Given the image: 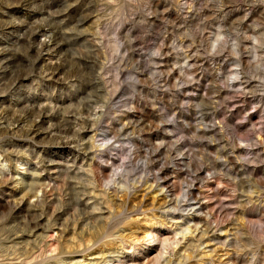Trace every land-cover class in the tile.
I'll list each match as a JSON object with an SVG mask.
<instances>
[{
    "label": "rangeland",
    "instance_id": "1",
    "mask_svg": "<svg viewBox=\"0 0 264 264\" xmlns=\"http://www.w3.org/2000/svg\"><path fill=\"white\" fill-rule=\"evenodd\" d=\"M0 264H264V0H0Z\"/></svg>",
    "mask_w": 264,
    "mask_h": 264
},
{
    "label": "bare ground",
    "instance_id": "2",
    "mask_svg": "<svg viewBox=\"0 0 264 264\" xmlns=\"http://www.w3.org/2000/svg\"><path fill=\"white\" fill-rule=\"evenodd\" d=\"M6 27V26H5ZM2 30V29H1ZM5 30V29H4ZM43 31V30H42ZM3 32V31H2ZM5 32V31H4ZM39 32V31H38ZM50 32V31H49ZM48 36V35H47ZM55 38V37H54ZM53 39V38H52ZM52 41V40H51ZM53 42V41H52ZM51 44V43H50ZM47 45V44H46ZM59 48V47H58ZM44 49V48H43ZM53 51V50H52ZM5 54V53H4ZM7 55V54H6ZM2 57V56H1ZM5 57V56H4ZM48 57V56H47ZM39 61V60H38ZM40 62V61H39ZM2 63V62H1ZM3 65V64H2ZM9 67V66H8ZM51 73V72H50ZM235 76H237V75H235ZM44 116H46V115H44ZM167 167V166H166ZM161 169V168H160ZM166 186V185H165ZM170 186V185H169ZM190 187V186H189ZM193 187V186H192ZM192 189V188H191ZM170 191V190H169ZM182 192H184V191H182ZM188 191L186 190V192L184 193V194H186ZM191 197V196H190ZM193 198V197H192ZM169 204V203H168ZM200 209V208H199ZM163 242V241H162Z\"/></svg>",
    "mask_w": 264,
    "mask_h": 264
}]
</instances>
